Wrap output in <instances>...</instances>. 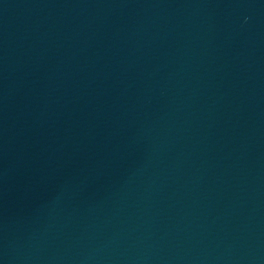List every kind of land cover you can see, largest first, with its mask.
Segmentation results:
<instances>
[{"label": "water", "instance_id": "obj_1", "mask_svg": "<svg viewBox=\"0 0 264 264\" xmlns=\"http://www.w3.org/2000/svg\"><path fill=\"white\" fill-rule=\"evenodd\" d=\"M0 264H264V0H0Z\"/></svg>", "mask_w": 264, "mask_h": 264}]
</instances>
